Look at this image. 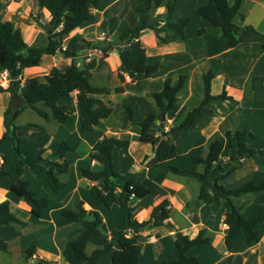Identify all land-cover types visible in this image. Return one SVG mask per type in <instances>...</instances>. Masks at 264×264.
<instances>
[{
	"label": "crops",
	"instance_id": "crops-1",
	"mask_svg": "<svg viewBox=\"0 0 264 264\" xmlns=\"http://www.w3.org/2000/svg\"><path fill=\"white\" fill-rule=\"evenodd\" d=\"M234 1L228 0L230 4ZM166 2L167 0H161L159 6L148 10L146 18L163 19ZM205 2L206 0H179L176 2L173 19L187 17L186 10L189 7L196 13L195 16L189 17L190 21L185 27L186 39L181 42L164 45L159 43L153 31L145 29L140 32L139 39L145 46L147 62L161 63L158 71L141 80L133 81L127 73L121 71L116 49L110 50L106 56L102 57L100 50L87 48L83 41V39L89 41L112 40L131 25L138 23L135 9L137 0H100L99 5L93 8L94 19L82 23L63 37V45H66L67 50L75 52L79 57H77V64L85 63L91 58L96 59L89 82L93 86L106 87L109 90V93L97 96L112 107V112L102 120L101 126L85 133L80 132V116L76 108L75 95H72L70 100H63L64 103H71L72 107L70 119L65 123H60L55 119L45 120L30 107L41 117L40 122L35 120L39 123L26 121L20 124L17 123V118L21 116V113L16 117L14 120L18 126L16 135L20 138V148L26 155L33 156L42 148L47 153L55 150L64 137L71 132L76 134V138L87 147L82 146V149H79L75 145L76 152L66 154L69 171L61 176V179L66 183L65 189L61 193H53L48 186L41 192L48 194L50 198V206L41 218L33 217L30 207L23 199L11 198L6 189L8 181L3 182L4 178L0 179V201H8L16 216L27 222L24 227L17 228L15 231L0 233V237L4 238L8 244L6 251H0V264H75L66 261L61 254L65 244L76 238L82 228L80 224L62 218L59 211L62 208L74 209L79 201H83L84 206L88 207L90 182L80 175L78 166L87 165L98 170L101 166L95 160H89V151L93 144L103 136L114 135L120 139L130 140L126 149L118 148L114 151L115 169L121 173L141 169L143 158L153 156L152 147L149 143L137 140L140 127L129 122L124 104L130 105L136 120L143 118L149 112L159 116L161 110L153 100V93L161 90L163 80L167 77H170L171 83L175 84L179 74L185 73L188 76L184 87L178 93L177 105L166 114L165 119L169 126L178 124L190 110L185 106L188 103V98L192 96L190 86L194 77L201 80L200 96L196 99L197 105L202 97V75L209 69L216 72L211 81V93L218 94L224 88L226 93L232 96V99L212 101L205 105L201 109L202 115L196 118L194 124L186 131L179 133L175 141L177 155L162 165H177L178 157H187L188 152L192 159V156L195 155L191 151L196 147H206L205 155L209 143L223 136L227 129H232V131L246 129L248 132L264 135V81L261 90L256 91L252 87V78L264 75V48L254 42L228 47L221 30H217L219 28L216 29L208 20L198 14V8ZM239 10L243 19L237 16L236 23L250 24L264 32V0H240ZM0 16L2 20H9L20 28L28 46H43L47 43V33L42 23H50L51 16L45 8L36 5V0H0ZM113 17V25L109 27V20ZM194 21H196L194 28L192 32H189L188 27ZM53 26L54 24L51 22L50 27ZM59 28L60 26L56 30ZM200 28L203 31L198 33ZM76 35L80 39L67 44ZM237 53L247 56L243 58L245 61L242 58L239 59L240 56ZM71 59L72 57L64 52L43 55L39 65L23 69L22 77H37L43 80L53 66L64 70L69 66ZM3 71L0 68V85L5 88L8 85V80ZM119 73L123 74V80L119 77ZM216 81L219 82L221 90L214 92L213 87ZM116 88H120V90L115 91ZM257 94L262 96L258 97ZM10 96L11 94L7 91L0 92V134L3 131V113L9 105ZM192 98L193 96L190 99ZM216 102H222L221 105L226 104V109L215 108ZM227 109L231 111V114ZM231 117L236 119L234 126L226 121ZM52 131L53 135L50 134ZM61 132L62 135L58 134ZM187 133L192 134L188 137ZM94 134L96 137L92 136ZM213 135L215 137H212ZM9 138L13 142L11 136L7 137L5 141ZM2 157L4 156L0 151V165L3 163ZM14 157L15 151L12 159L4 157L5 170L10 168V162ZM250 159H257V157L247 160ZM259 160L262 162L263 159ZM192 169L201 170L202 166L194 164ZM236 169L220 180L224 186H234V182L254 178L252 174L234 178L232 175ZM37 170L27 172L25 175L32 183L39 179L38 175L40 174L41 180L45 177V174L43 176V173ZM262 174L264 175L263 164ZM145 180L151 191L143 198L132 199L133 218L138 221L147 219L152 207L164 199L169 202V216L162 224L140 232L138 237L139 264L176 258V239L183 235L194 237L200 228H204L205 235L210 237L211 242L207 245L193 247L187 254L197 256L201 264H264V221L258 225L260 238L257 242L247 245L243 236H238L234 239L231 250L227 251L224 248L227 225L222 221L221 210L216 204H206L198 199L199 184L195 179L158 171L154 177L145 178ZM233 202L236 206L241 207L246 216H250L258 207L264 209V197L257 193H244L234 197ZM96 210L108 231L116 228L123 217V211L119 204H113L110 207L96 206ZM167 222L170 225H167ZM32 245L35 250L29 261L25 256V251ZM102 245L103 237L93 235L86 243L85 253L89 255L93 250L101 248ZM76 264L87 263L82 261ZM100 264H111L110 256H102Z\"/></svg>",
	"mask_w": 264,
	"mask_h": 264
},
{
	"label": "trees",
	"instance_id": "trees-1",
	"mask_svg": "<svg viewBox=\"0 0 264 264\" xmlns=\"http://www.w3.org/2000/svg\"><path fill=\"white\" fill-rule=\"evenodd\" d=\"M179 0H167L165 17L161 20L146 18V12L159 6L161 0H137L136 12L138 23L131 25L117 35L114 39L89 41L83 39L87 48H97L102 57L116 49L121 71L127 73L131 80H141L149 77L161 67L160 62H147L146 49L139 39L142 30L153 31L160 44L168 45L186 39L185 27L189 17L173 19L175 5ZM100 0H36V5L45 8L50 16V23L42 26L47 33V43L43 46H28L23 39L21 30L9 20H2L0 16V68L7 72L8 85L0 92L17 93L23 102L16 111L8 105L3 113V131L0 134V144L9 136L13 138L15 157L10 163V168L5 170L3 163L0 165V179L8 181L6 189L15 197L23 199L30 207V212L35 218H41L50 206L48 194L40 193L33 187L30 179L25 178L27 172L36 169L44 170L45 182L50 190L61 193L66 183L61 179L68 173L69 167L66 154L74 151V147L66 140H62L55 150L47 153L44 148L35 155H26L20 148V138L16 135L18 126L14 123L21 111L30 107L45 120L55 119L65 123L70 119V100L75 95L76 108L80 116V132H90L95 127L102 125V120L107 118L112 107L99 96L107 94L106 87L93 86L89 82L96 59L91 58L85 63L77 64V54L61 50L63 37L70 34L79 25L94 19V7ZM240 0L232 4L228 0H206L198 8V14L208 20L210 24L221 30L226 45L234 47L241 43H259L264 48V32L257 30L250 24H238L235 18L240 13ZM114 17L109 20V27L113 24ZM60 26L58 30L56 28ZM203 31L198 29V33ZM80 39L78 35L72 37L67 44ZM64 52L71 56L69 66L61 70L53 66L43 80L37 77H22L26 67L39 65L43 55H55ZM79 58V57H78ZM216 72L209 69L202 75V97L196 106L191 108L183 119L171 125L164 131L166 114L171 111L178 101V93L187 81V74L181 73L175 84L171 78L163 80L162 88L153 93V100L160 108L159 116L153 112L147 113L143 118L136 120L129 104H124L129 122L140 127L137 140L149 143L153 156H145L141 161V169L134 172H118L115 169L113 153L116 149H126L129 139H120L114 135H105L97 140L89 151V160H95L101 167L98 170L90 166L79 165L78 170L82 177L89 182L90 199L88 207L79 201L74 209L62 208L59 215L62 218L81 225L80 234L69 240L63 250L62 257L71 263L85 261L87 264H100L101 257L110 256L111 264H139V241L141 231L150 229L163 223L169 216V202L164 199L153 206L147 219L138 221L132 216L131 202L133 198L147 196L151 189L145 178H152L158 171L170 172L183 177L195 179L199 184L198 199L206 204L219 206L222 221L227 225L224 235V248L230 251L234 239L243 236L247 245L257 242L260 238L258 225L264 221V209L258 207L250 216H246L241 207L233 202L234 197L244 193H257L264 197V175L259 181L247 178L234 186H224L220 180L230 175L243 161L261 156L264 166V145L256 146L258 135L246 129L225 130L223 136L211 141L203 156H192L195 165H201V170L182 168L178 165H162L164 162L177 155L175 141L179 133L189 129L197 117L202 115L201 109L209 102L217 100H231L232 96L222 90L218 94L211 93V81ZM121 80L123 74L119 73ZM264 75L252 78V87L259 91L262 88ZM116 88L115 91H119ZM41 104V106H39ZM162 119L159 122V119ZM227 154V155H226ZM119 204L123 211L120 224L108 231L103 224L96 206L110 207ZM25 220L20 219L12 211L8 201H0V233L15 231L24 227ZM170 225L169 222L166 223ZM93 235L103 237L101 248L93 250L89 255L85 253V246ZM211 239L205 235L204 228H200L194 237L183 235L176 239L175 246L177 257L170 260H159L149 264H201L195 255L187 252L193 247L210 244ZM7 241L0 237V251H6ZM34 245L25 251L27 260L34 254Z\"/></svg>",
	"mask_w": 264,
	"mask_h": 264
},
{
	"label": "rangeland",
	"instance_id": "rangeland-1",
	"mask_svg": "<svg viewBox=\"0 0 264 264\" xmlns=\"http://www.w3.org/2000/svg\"><path fill=\"white\" fill-rule=\"evenodd\" d=\"M186 11H187V14H186L187 17H193L196 14L194 12V10H192L190 7L187 8ZM181 15H183V14H181ZM196 16H198V15H196ZM195 23H196V21L192 22V25H190L188 27L189 32H192ZM216 29H217V27H216ZM217 30H220V29H217ZM176 43H178V42H176ZM238 55L240 56L239 59L240 58L243 59L244 57H247V56H244L242 53H239ZM236 58L238 59V57H236ZM243 61H245V60L243 59ZM200 85H201V80L198 77H194V79H192V83H191V86H190V89H192L191 94H192L193 98L190 99L192 96L189 97L188 98V103L185 106L188 109H191L192 107L196 106V101H197L196 99L199 98L200 91H201V86ZM217 90H219V91L221 90L220 89V84H219L218 81H216L214 83V87H213V91L214 92H216ZM257 96L261 97L262 95L257 94ZM221 103L222 102H216V105L214 107L217 108V109H226L227 105L226 104L225 105H221ZM230 112L231 111L228 110V113H230ZM35 120H38L40 122L42 119L33 110H31L29 107H27L24 110H22L21 116H19V118H17V123L21 124V123H25L26 121H29V122H32V123H39V122H36ZM212 121H213V119H212ZM226 121L228 123H231V125H233V126L236 125V119H233L232 117H231V119H228ZM202 122H204V120H202ZM43 124H44V122H43ZM230 130H232V129H230ZM263 133H264V131H263ZM50 134L53 135V131ZM58 134L62 135L63 133L61 132V133H58ZM187 134H188V137H189V135L192 134V133H187ZM215 135H217V134H215ZM92 136L96 137V134H94ZM212 137H215V136L213 135ZM63 140H66L73 147L76 145L79 149H82V146H85V148L87 147L86 145L82 144L83 142L81 140H78L76 138V134H74L72 132L69 133L66 137H64ZM255 145L257 147L258 146L260 147V146L264 145V135H262V134L258 135V141L256 142ZM205 150H206V147H200V148L196 147L191 152L195 156H200V155H204ZM0 151H1V153L3 154V156L6 159H12L13 158L14 149H13V142H12L11 138L7 139L0 146ZM179 151H181V150H179ZM71 152L75 153L76 152V148L74 147V151H71ZM71 152H68V153H71ZM261 158H262L261 156H257V159H250V160L243 161V163L237 167L236 171L233 173L232 176L234 178H241V177H244V176H251V174H252V176H254V180L255 181H259V179L263 175V174L261 175V173H262V164L261 163L262 162L259 160ZM177 165L180 166V167H186V168H190V169L194 168V163H193V160L191 159V156H190L189 152L187 153V157H185V156H179L178 157ZM84 166H86V165H84ZM39 170L43 173V176H44V174H45L44 170L38 169L37 171H39ZM40 177H41V174L38 175L39 179H37V181L35 183H33V187L36 188L41 193L44 188L47 189L48 187H47V184L45 182V177L42 180L40 179ZM5 181L7 182L6 179H3V182H5ZM240 181H242V180H240ZM237 183H239V181L238 182H234L233 185H235ZM9 194H10L11 198L16 199V197H14L13 194H11V193H9Z\"/></svg>",
	"mask_w": 264,
	"mask_h": 264
},
{
	"label": "water",
	"instance_id": "water-1",
	"mask_svg": "<svg viewBox=\"0 0 264 264\" xmlns=\"http://www.w3.org/2000/svg\"><path fill=\"white\" fill-rule=\"evenodd\" d=\"M23 102V100L18 96L17 93H12L10 96V101H9V105L12 111H16L18 109L19 104H21ZM162 119H159V122ZM40 264V263H39Z\"/></svg>",
	"mask_w": 264,
	"mask_h": 264
},
{
	"label": "built area",
	"instance_id": "built-area-1",
	"mask_svg": "<svg viewBox=\"0 0 264 264\" xmlns=\"http://www.w3.org/2000/svg\"><path fill=\"white\" fill-rule=\"evenodd\" d=\"M65 49H66V45H63V44H62V46H61V50L64 51ZM3 74L6 76L7 72L4 70V71H3ZM169 127H170L169 124L166 123V124L164 125V131H168Z\"/></svg>",
	"mask_w": 264,
	"mask_h": 264
}]
</instances>
